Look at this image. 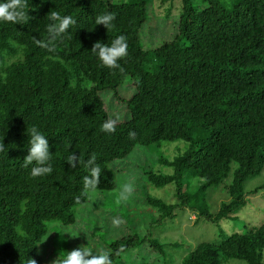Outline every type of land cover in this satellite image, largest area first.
Here are the masks:
<instances>
[{
	"label": "trees",
	"instance_id": "1",
	"mask_svg": "<svg viewBox=\"0 0 264 264\" xmlns=\"http://www.w3.org/2000/svg\"><path fill=\"white\" fill-rule=\"evenodd\" d=\"M200 2L194 6L182 0L174 36L151 50L140 42L146 0H27L25 11L33 17L28 24L0 21V264H27L30 258L44 264L39 246L50 226L74 224L73 210L86 203L89 192L114 190L110 163L137 145L186 143L179 156L161 159L170 174L145 175L155 188H175V204L145 198L144 204L160 214L159 221L186 207L198 219L219 223L258 192L261 187L246 192L245 184L264 171V0ZM53 10L70 15L76 24L49 53L33 37H48L47 14ZM108 12L115 13L114 27L96 25L95 18ZM119 35L128 44L127 56L118 61L123 71L102 66L91 52L94 42L110 46ZM7 56L14 61L7 62ZM127 78L134 92L122 100L121 113L128 116L118 120L114 133L102 132L112 117L103 95L115 92ZM34 126L48 139L53 169L37 178L31 176L33 165L23 167L30 146L27 133ZM70 153L80 156L74 169L66 162ZM92 154L101 169L100 183L85 193L84 162ZM185 174L202 181L192 194L186 191ZM219 187L229 201L212 213L206 192ZM140 247L146 255L139 262L129 256L123 262V255ZM166 247L148 233H132L108 245L113 264H166ZM59 249L66 253L68 245ZM263 250L260 224L200 242L180 264H264Z\"/></svg>",
	"mask_w": 264,
	"mask_h": 264
},
{
	"label": "rangeland",
	"instance_id": "2",
	"mask_svg": "<svg viewBox=\"0 0 264 264\" xmlns=\"http://www.w3.org/2000/svg\"><path fill=\"white\" fill-rule=\"evenodd\" d=\"M111 1L121 3L130 0ZM146 1L148 17L140 31V42L144 49L151 50L166 40H171L174 36L182 0ZM191 2L194 6L201 3L200 0H191ZM163 17L165 18L162 19ZM20 54L21 52H18L16 56ZM6 59L9 63L14 61V57L7 56ZM131 85H133L132 80L127 78L115 92L110 91L103 95L106 109H109L112 117H118L121 121L128 116L124 112L121 113V108L122 100L129 98L134 92ZM115 109L118 111L114 115ZM185 148L186 143L182 140L160 141L158 144L150 146L137 145L125 158L111 162L109 166L115 174L116 188L112 191L89 192L86 203L73 210L76 218L74 224L70 226L53 224L50 226L49 232L51 233H48L39 246L44 264H51V261L58 255L61 258L65 256L66 253L59 249V246L63 248L64 244L68 245L67 251L86 246L92 249L95 254L100 249L109 250L108 245L113 241L132 233H136L140 237L148 233L152 239L156 238L162 244H167L164 249V261L166 264H180L181 257H185L200 242L221 240L223 236L244 233L250 228L264 224V171L245 184L246 192L261 188L257 193L247 198V204L243 209L228 219L219 223H211L203 218L198 219L196 212L185 207L177 209L173 218L159 221L160 214L144 204L145 198L149 196L160 199L166 204H175L177 203L174 196L175 188L174 185L155 188L148 183L145 175L149 171L170 174L171 169L166 168L161 159L172 160L182 154ZM230 179L231 177L227 182ZM127 182H132L134 192L127 201H120V187ZM184 183L186 191L192 194L202 184V181L185 174ZM206 195V201H208L212 213L218 211L221 203L229 201L228 195L221 187L208 190ZM113 218H119L122 220V224L119 227H114L111 223ZM175 244H177V248L174 247ZM144 255H146L145 250L140 247L132 253L123 255V262L127 261L128 256L130 261L139 262ZM262 256L264 262V250ZM119 264L123 263L119 262ZM221 264L246 263L239 260H226Z\"/></svg>",
	"mask_w": 264,
	"mask_h": 264
},
{
	"label": "clouds",
	"instance_id": "3",
	"mask_svg": "<svg viewBox=\"0 0 264 264\" xmlns=\"http://www.w3.org/2000/svg\"><path fill=\"white\" fill-rule=\"evenodd\" d=\"M27 0H3L0 2V21L12 22L15 24L26 25L33 17H30L28 11ZM47 18L50 23L46 26L48 37L44 40L36 39L33 37L34 42L42 49H46L49 53H54L56 49V41L58 37H61L63 33L71 26L76 24V20L70 15L61 16L57 11H49ZM115 13L108 12L98 15L95 18L96 25H103L106 29L114 27L113 21L115 20ZM91 52L98 56L102 63V66L110 69H119L123 71V68L118 61L127 56L128 44L124 35L117 36L111 45L104 44L100 41L93 43ZM119 118L109 117L101 126V131L106 133H114ZM29 138L28 154L24 156L23 167L27 168L29 165H33L31 168V176L33 178L42 177L52 172L51 152L49 151L48 139L34 126L31 128L30 133H27ZM130 137L135 136V132H129ZM4 151V144H0V152ZM66 162L71 168H76L78 162H80V156L75 153H70L66 157ZM84 167L88 169V174L83 177V191L95 190L98 188L101 177V169L96 163V155L92 154L86 162ZM134 187L132 182L124 183L120 187L119 200L127 201L133 194ZM114 227H119L122 224V220L119 218H113L111 221ZM75 238V237H73ZM123 246H121L119 252H122ZM117 252V254H119ZM110 250L100 249L98 253H93L92 249L86 246H80L71 251H67L66 255L62 258L58 255L56 259L51 261V264H113L110 258ZM27 264H37V261L30 258Z\"/></svg>",
	"mask_w": 264,
	"mask_h": 264
}]
</instances>
